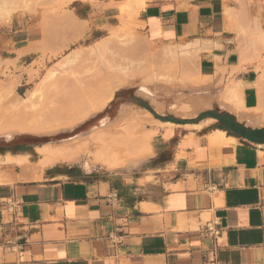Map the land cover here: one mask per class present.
Segmentation results:
<instances>
[{
	"label": "crops",
	"instance_id": "0c3cea01",
	"mask_svg": "<svg viewBox=\"0 0 264 264\" xmlns=\"http://www.w3.org/2000/svg\"><path fill=\"white\" fill-rule=\"evenodd\" d=\"M99 1L73 3L78 36L69 43L108 31L130 0ZM263 18L264 0L147 1L144 35L157 45L194 43L201 84L121 90L122 107L147 111L146 130H158L151 155L122 170L44 167L39 145L18 151L5 138L0 264H264ZM45 24L15 14L0 28V57L20 65L43 54L28 51L34 46L61 45ZM213 220L217 235L204 231Z\"/></svg>",
	"mask_w": 264,
	"mask_h": 264
},
{
	"label": "bare ground",
	"instance_id": "6f19581e",
	"mask_svg": "<svg viewBox=\"0 0 264 264\" xmlns=\"http://www.w3.org/2000/svg\"><path fill=\"white\" fill-rule=\"evenodd\" d=\"M31 2L32 0H0V18L2 21L8 19L16 11L30 15L32 11L34 12ZM135 4H137L136 0H130L126 6L121 8L119 21L123 22L124 26L127 25L125 23L128 22L126 19L129 13L133 14ZM76 22V19L70 14H66L61 19L62 30L69 32L67 37L64 34L65 37L59 38L62 45H68L73 38L78 36L75 33ZM45 25L48 28L47 24ZM117 28L118 26L116 30H119ZM113 33L116 35L117 32ZM115 35L99 40L94 45L75 49L50 70L40 83L29 89L24 96L16 93V87L21 82V75L10 80L4 88L6 93L2 95L8 96L7 94H9L12 96V102H15L9 111L5 108L8 104L5 106L0 96V136L10 139L15 134L22 132L52 135L62 130L71 129L97 112L104 110L113 100L117 90L125 86L142 84L148 88L150 85L153 87L154 84L165 83L177 87L181 83V86L183 84L186 88L187 84H201L199 83L201 78L198 77L200 72L194 71L195 64L199 61H197L198 50L194 48V43L188 41L187 44H169L168 46L154 44L151 46L135 34H130L123 39H117ZM46 39L49 41L51 39L50 36L48 39V31ZM46 48L47 45L39 44L28 51L45 52ZM88 58L94 60L90 65L92 70L85 71L84 69L90 68L89 66H86L88 68L83 67L85 64L78 67L80 62H86ZM11 61L0 58V69L5 63ZM80 67L84 69L80 71ZM78 69L79 73H77ZM197 69H199V65ZM36 71L30 74V80L37 78ZM83 71L88 74L83 75ZM181 86L178 85L179 88ZM174 88L172 87V89ZM237 94L239 93L237 92ZM117 117L119 120L132 119L133 125L142 129L146 128L148 124L153 125V122H150L152 117L150 113L147 111L135 112L129 106H123ZM107 125L108 121L105 118L100 122V125L87 132L79 133L59 142H46L39 145L37 150L40 164L47 167L60 162L74 163L78 161L85 150L84 141L90 139ZM140 131L138 129V131L132 132L134 135L128 139L117 138L111 141L106 138L101 139L103 142L100 147L102 148L93 155V161L107 170H120L137 164L150 154L151 140L158 130L150 129L147 133ZM139 146L144 149L137 151Z\"/></svg>",
	"mask_w": 264,
	"mask_h": 264
},
{
	"label": "rangeland",
	"instance_id": "374dc122",
	"mask_svg": "<svg viewBox=\"0 0 264 264\" xmlns=\"http://www.w3.org/2000/svg\"><path fill=\"white\" fill-rule=\"evenodd\" d=\"M77 1H70V0H32V4L34 6V12L30 13V15H24L21 14L20 12L16 11L14 12L10 18L8 19H2L0 20V28H3L4 26H7L10 22L12 17L19 13L22 16H29L35 21H40V22H45L51 32V36L53 37L54 41H58V39L62 36V27L63 24L61 23V19L65 17L68 12H71V6L73 3ZM89 1L94 6L100 7V1L99 0H85ZM138 1V6L134 10V13H129V16H127V19L125 23L126 26H124L123 22L121 23L120 18L118 20H114L113 27H110L108 31L100 32L98 35V38L93 39V40H82V41H75L72 43H69V45H52L51 48L46 50L45 52H42L43 54H40L39 56H35L34 58H31L27 60L26 63L17 65L14 63V61L5 63L3 67L0 69V96L2 97V101L4 102V105L8 104L5 108H7L9 111L11 110V106L14 105V102H12V96H6L5 94L2 95L3 93H6V88L5 85L9 83L10 80L13 78H16L21 75V82L20 84L16 87V93L18 95L24 96L25 93L29 90L32 89L35 84L40 83L41 80L44 78V76L53 68H55L62 60H64L70 53H72L75 49L79 48H85L91 45H94L96 42L98 43L99 40H102L106 37L114 36L115 33L117 32L115 37L117 39H123L126 38L130 34H135L139 38H141L143 41H145L147 44H150L151 46L154 45V43L150 42L146 36L143 33V28L141 26V23L138 21V15L140 9L145 6V3L149 0H136ZM128 3V0H126V4ZM32 14V15H31ZM35 15V16H34ZM121 15V14H120ZM130 17V18H128ZM2 21V22H1ZM264 21V18L263 20ZM264 25V22L261 23V20L258 22V26ZM118 26L116 30V27ZM124 26V27H123ZM122 27V30H120ZM114 28V29H113ZM123 28H125L123 30ZM128 28V29H127ZM132 28V30H131ZM111 29V30H110ZM127 29V30H126ZM130 31L128 32V30ZM113 30V31H112ZM126 30V32H125ZM122 31V32H121ZM124 31V32H123ZM120 33V34H119ZM125 36V37H124ZM119 37V38H118ZM169 44L176 45V43H168V44H160L159 46H168ZM157 45V44H156ZM1 58V57H0ZM90 59V60H88ZM86 62L82 61L80 62L81 64L79 66H84L85 68H88L86 66H89L93 64V58H88ZM36 61V62H35ZM35 63V64H34ZM34 64V65H33ZM82 67V69H84ZM92 67V66H91ZM88 68L87 70L84 69L85 71L92 70ZM33 70H32V69ZM77 69V68H76ZM80 67V71L82 70ZM31 70V71H30ZM37 70V71H36ZM36 71L37 72V78L35 80H30V74L32 72ZM195 71V69H194ZM79 73V69L78 72ZM83 75L88 74V72L82 73ZM139 82V81H138ZM146 82V81H145ZM158 84H163V83H158ZM126 87H132L135 92L138 90V85H132V86H125ZM123 88H120L116 93V99L112 102L110 107L108 109H104L101 112H98L88 118L87 120L83 121L82 123L78 124L77 127H73L71 129H66V130H71V131H66V132H61L52 134V135H39V134H33L31 132H22V133H17L14 135V137L17 140V146L16 149L18 151H25L28 150V148L23 147L25 143H30L31 147L30 150L35 151V148L37 145H41L45 142H59L63 139H67L70 137L75 136L76 134L87 132L91 129H93L95 126L100 125V121L103 118H106L108 121V125L102 127L96 134H94L90 139H87L84 141L85 143V150L83 154L81 155L80 159L78 161L86 162V164H94V165H99L93 161V155L96 154L97 152L100 151L102 147H100L101 139H108L109 141L117 139V138H124L128 139V137H132L134 134L132 132L138 131L140 129V132L147 133L148 130L144 127L143 129L141 127H135L133 125V120L132 119H124V120H119L117 119L119 116V111L122 107V104L125 100H127L125 94H123V91H121ZM18 97V96H17ZM5 99V100H3ZM18 101V99H17ZM4 107V106H3ZM6 110V109H5ZM135 112L138 111L140 112L139 109H133ZM75 128V129H74ZM74 129V130H72ZM5 136H0V144H4ZM32 147H35L34 149ZM151 147V144H150ZM144 149V147H137V151ZM152 153V148L150 150V154ZM38 155V154H37ZM37 155L35 157H37ZM148 155V156H149ZM147 156V157H148ZM39 157V156H38ZM145 157V158H147ZM144 158V159H145ZM100 166V165H99ZM132 166V165H131ZM128 166L127 168L131 167ZM125 169V168H122ZM120 169V170H122Z\"/></svg>",
	"mask_w": 264,
	"mask_h": 264
},
{
	"label": "built area",
	"instance_id": "2783aa9c",
	"mask_svg": "<svg viewBox=\"0 0 264 264\" xmlns=\"http://www.w3.org/2000/svg\"><path fill=\"white\" fill-rule=\"evenodd\" d=\"M218 222L216 220L209 221L204 227V231L209 234L217 235L220 233L219 229L216 227Z\"/></svg>",
	"mask_w": 264,
	"mask_h": 264
}]
</instances>
